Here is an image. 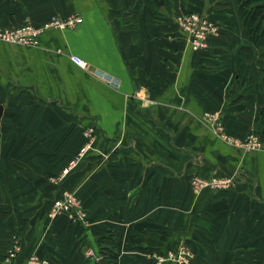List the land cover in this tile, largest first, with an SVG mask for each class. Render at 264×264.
<instances>
[{"label":"crops","instance_id":"crops-1","mask_svg":"<svg viewBox=\"0 0 264 264\" xmlns=\"http://www.w3.org/2000/svg\"><path fill=\"white\" fill-rule=\"evenodd\" d=\"M159 1L0 0L1 28L82 17L0 41V264H95L102 245L108 264H264V150L206 116L264 144V20L254 42L239 0ZM189 10L214 24L204 48ZM195 175L226 183L195 195ZM64 182L82 217L50 215ZM183 246L190 261L169 257Z\"/></svg>","mask_w":264,"mask_h":264},{"label":"built area","instance_id":"built-area-1","mask_svg":"<svg viewBox=\"0 0 264 264\" xmlns=\"http://www.w3.org/2000/svg\"><path fill=\"white\" fill-rule=\"evenodd\" d=\"M178 21L181 28L187 33L189 47L192 50H197L207 46V37L215 29L212 22L203 19L195 12L182 14L178 18ZM80 22H82V17L80 15L71 14L66 17L51 16L49 20L44 22L39 27H34L28 23L12 28L0 27V41L14 45L37 46V37L43 30L49 28L60 30L69 29L75 27ZM70 58L81 68H86L87 63L84 59L73 55L70 56ZM96 74L100 75V77L104 80L110 81V83L113 81L107 74L101 72H96ZM206 116L207 120L211 121L213 132L224 142L242 149H246L248 151L264 150V144L260 142L254 133L250 132L244 138L234 137L224 130V127L215 114H208ZM74 163L75 161L71 162L68 167L64 168L62 170V174H67L69 168H71ZM225 183V180L218 178L204 179L199 176L194 177L191 181V184L197 190L207 185H210L213 188H220L224 186ZM59 213H67L70 216H83L80 200L73 192L64 190L61 196L53 201L50 208V215L55 216ZM87 255L92 256L94 253L92 250H90L87 252ZM169 257L172 258L171 253L169 254Z\"/></svg>","mask_w":264,"mask_h":264},{"label":"trees","instance_id":"trees-1","mask_svg":"<svg viewBox=\"0 0 264 264\" xmlns=\"http://www.w3.org/2000/svg\"><path fill=\"white\" fill-rule=\"evenodd\" d=\"M153 1L157 2L159 0ZM239 9L240 15L244 20V34L250 37L254 42H257V37L262 32L261 21L264 20V0H239ZM190 12H193V10L186 11V13ZM256 20L258 21L257 24L253 25ZM68 174L69 172L67 175ZM64 190H69V188L65 186V182L58 188L57 193L49 200V208L53 201L61 196ZM5 215L6 212H0V223ZM99 253L105 258H113L116 255V252L112 250L111 247L107 248L104 245L100 246Z\"/></svg>","mask_w":264,"mask_h":264},{"label":"rangeland","instance_id":"rangeland-1","mask_svg":"<svg viewBox=\"0 0 264 264\" xmlns=\"http://www.w3.org/2000/svg\"><path fill=\"white\" fill-rule=\"evenodd\" d=\"M77 157H79L78 155H77ZM194 177H197V175H195V176H193L192 177V179L194 178ZM202 178V177H201ZM204 179H211V178H204ZM192 181V180H191ZM191 181H190V189H191V191H192V193L193 194H195V195H197V194H199L200 192H202L204 189H214L212 186H210V185H207V186H204V187H202L201 189H199V190H197V189H195L194 187H193V185L191 184ZM68 191H70V190H68ZM79 199V198H78ZM80 200V199H79ZM80 204H81V207H82V210H83V203H82V201L80 200ZM183 250H177V251H173L171 254H172V258H173V260L174 261H177V262H179L180 260H182V259H184L186 262L187 261H190L189 260V258H193L194 257V254H193V252H191V250H186L187 249V247L186 246H183ZM169 253V252H168ZM158 254H157V259H159L158 258ZM161 257V256H160Z\"/></svg>","mask_w":264,"mask_h":264},{"label":"water","instance_id":"water-1","mask_svg":"<svg viewBox=\"0 0 264 264\" xmlns=\"http://www.w3.org/2000/svg\"><path fill=\"white\" fill-rule=\"evenodd\" d=\"M159 2L161 3V1ZM1 115H2V107L0 106V117ZM97 263L98 264H108V262L103 257L98 258Z\"/></svg>","mask_w":264,"mask_h":264}]
</instances>
